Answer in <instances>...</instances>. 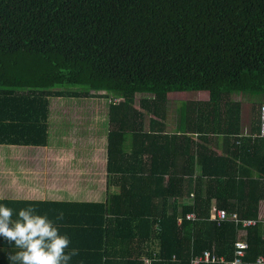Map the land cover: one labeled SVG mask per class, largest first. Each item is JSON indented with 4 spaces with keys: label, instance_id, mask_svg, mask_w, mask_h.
<instances>
[{
    "label": "trees",
    "instance_id": "obj_1",
    "mask_svg": "<svg viewBox=\"0 0 264 264\" xmlns=\"http://www.w3.org/2000/svg\"><path fill=\"white\" fill-rule=\"evenodd\" d=\"M178 92L207 97L185 101L180 120L168 99ZM235 93L264 99V0H0L4 108L37 119L47 98L121 99L108 110L116 192L0 203L13 220L33 206L54 221L68 251L79 250L69 264H189L204 251L231 261L240 239L242 264H256L262 221L209 220L212 206L257 219L264 201L258 112L246 124ZM136 94L150 97L136 108ZM9 251L17 249L0 237V264H10Z\"/></svg>",
    "mask_w": 264,
    "mask_h": 264
},
{
    "label": "rangeland",
    "instance_id": "obj_2",
    "mask_svg": "<svg viewBox=\"0 0 264 264\" xmlns=\"http://www.w3.org/2000/svg\"><path fill=\"white\" fill-rule=\"evenodd\" d=\"M199 95L200 93L197 92H178L170 94L168 96V99L174 105V116L176 115L178 105H183L185 101L189 99L199 100L205 98L202 95ZM254 95L255 94L244 93H235L231 95L232 100L239 101L243 104V119L244 121H246V124L248 123L250 114L259 112L258 108L261 103L264 102L262 96H260L259 94L255 96ZM135 98V106H138L137 101L138 99H140L139 94H137ZM60 99L61 100L58 101L57 106L56 104L55 106L50 105L49 103L45 104L43 107L44 109H46V113H43V111H45L43 110L42 115H39L37 119L31 118L26 113H20V115L17 116V114L14 113L11 109L6 108V104L4 108L3 100H1L0 102V148L3 147L0 150H6L7 148L14 149V147L19 150L18 152H22V150L24 149L28 150L25 155H20L19 159L17 160L16 167L17 169L26 168L29 173L37 176L35 178L29 177L27 175L21 176V181L23 182L21 186L28 187V189L32 190V192L34 193L31 194V197H36L40 191L47 190L46 197L50 199H59L62 197L64 198L65 194L60 191V189L62 188L61 183H64V187L67 188V191L69 192L78 191L85 186V184L82 185V183L75 185V182H72L73 180L64 179L66 175H70V167L68 166L71 164H64L65 160L59 158V153L55 152L58 151L56 149V133H58V126L60 129H64L72 133V129L75 130V126L73 125V123L76 122L78 124L77 132L79 133L80 131H82L86 134L88 133V131H90L91 128L90 125L88 126L89 120L87 119V117L89 113L95 111L98 112V114H96V116L93 118L92 124L94 126H100L99 131H96V135L101 137L102 132L104 131L103 129L105 123L107 122V120H105V117H107L108 114L109 104L106 102L103 103L102 101L104 100L96 98H73L72 100H69L68 98ZM56 100L57 99H53L52 101ZM99 102L100 104L98 106V104L96 103ZM50 107H52L51 114H56L53 119L52 115L50 117L49 112L47 111V109H49ZM172 116L173 113H170V117ZM52 121L58 122L59 124L57 126L53 125ZM66 123L69 124L68 128H63V124ZM101 161H105V158L103 157ZM73 164L74 163H72V165ZM81 166L84 168V170H88L83 165ZM103 167H105L104 164H102V166H100L98 169H102ZM0 175H4V173L0 172ZM105 187L107 188V182L105 184ZM108 188L111 189L113 187L108 184ZM49 192H51V196L50 194L49 196L47 195ZM99 192H102V190ZM100 197L104 198V193L96 195L93 200H96ZM262 212H264V201L260 203L259 207V214L262 215Z\"/></svg>",
    "mask_w": 264,
    "mask_h": 264
},
{
    "label": "crops",
    "instance_id": "obj_3",
    "mask_svg": "<svg viewBox=\"0 0 264 264\" xmlns=\"http://www.w3.org/2000/svg\"><path fill=\"white\" fill-rule=\"evenodd\" d=\"M169 95L170 94H168V96ZM139 96L140 99L144 97H148V98L150 97L149 94H139ZM202 96L207 97L206 93L202 94ZM53 99H57V100L52 101ZM68 99L72 100L73 98H68ZM90 99H94V98H90ZM100 99L104 100L102 101L103 103L106 102L110 105L109 98H100ZM140 99H138L137 103L139 102ZM59 100L61 99L47 98L46 102L54 106L56 104L57 106ZM96 104H98L99 106L100 102ZM135 107L138 108V106ZM51 110L52 107L47 109L50 117L52 115ZM96 114H98V112L92 111L91 113H89L87 119L89 120L88 126L90 125L91 128L90 131H88V133L86 134L83 133L82 131H80L79 133L77 132L78 124L76 122L73 123V125L75 126V130L72 129V133L64 129H60L59 126L57 128L58 133H56V142H57L56 149L58 151L55 152L59 153V158L65 160L64 164H68V165L71 164L68 166L70 167L69 168L70 175H66L64 179L73 180L72 182H75L74 183L75 185L81 183L82 185L85 184L84 188L80 190L76 188L78 191L69 192L67 191V188L64 187V183H61L62 188L60 189V191H62L65 194L64 198L62 197L59 199H50L46 197L47 190L40 191L36 197H31V194L34 193L32 192V190H29L28 187L21 186V184L23 183L21 181V176L27 175L29 177H34V178L37 176L33 175L32 173H29L28 170H26V168L17 169L16 167L17 160L19 159L20 155H25L26 152H28V150L24 149L22 150V152H18L19 150L16 149L15 147L14 149L7 148L6 150H0V172L4 173V175H0V195L6 197V199L4 200L43 201V202L74 200V201L92 202V201H104L108 198V195L110 193L116 192L118 190V187L114 185V181L117 180L118 176H114V174L108 173V157H107L108 137H109L108 114L107 117H105V120H107V122L105 123L103 129L106 132V134L103 131L101 137L96 135V131H99L100 126H94L92 124V120L96 116ZM183 114H184V106L180 104L177 106V116L180 118V120L183 119ZM55 115H52V119L55 117ZM177 116L175 115V119H177ZM52 124L57 126L59 123L52 121ZM68 126H69L68 123L63 124V128H68ZM175 129L176 128H173L171 123L168 122V129L166 130L167 134L178 135ZM212 148L216 152L220 153V149H221L220 143L217 147L213 146ZM103 157L105 158V161H101ZM72 163L74 164L72 165ZM102 164H104L105 167H103L102 169H98L100 166H102ZM81 165L86 167L88 170H84V168ZM106 182H107V188L105 187ZM108 184H110V186H112L113 188L111 189L108 188ZM101 190L102 192H99ZM101 193H104V198L100 197L96 200H93V198L96 195H100ZM49 194L51 196V192H49L47 195L49 196ZM182 202L189 203V199L187 197H183Z\"/></svg>",
    "mask_w": 264,
    "mask_h": 264
},
{
    "label": "clouds",
    "instance_id": "obj_4",
    "mask_svg": "<svg viewBox=\"0 0 264 264\" xmlns=\"http://www.w3.org/2000/svg\"><path fill=\"white\" fill-rule=\"evenodd\" d=\"M120 101V98H112L109 102ZM4 199L6 197L0 195V201ZM13 211L0 203V237L17 249L15 252H8L10 264H69L79 254L76 248L68 251L70 238L59 232L54 221L46 215L38 214L35 207L21 208L16 220L12 218ZM57 220H63L62 212L58 214ZM145 262L147 263V259Z\"/></svg>",
    "mask_w": 264,
    "mask_h": 264
},
{
    "label": "built area",
    "instance_id": "obj_5",
    "mask_svg": "<svg viewBox=\"0 0 264 264\" xmlns=\"http://www.w3.org/2000/svg\"><path fill=\"white\" fill-rule=\"evenodd\" d=\"M260 138H264V102L259 107V135ZM191 196V194L189 195ZM264 212H262V215ZM259 214L257 219L254 218H241L238 213L232 212L229 214L225 209L216 208L214 206L210 209L209 220L215 221L217 225L223 223V221H234L236 225H240L243 228L254 226L257 221L260 220L264 223V216ZM187 219L194 220L196 216L193 212H189L185 215ZM247 244L244 240L240 239L235 243L234 259L228 261L224 258H219L209 251H204L200 255L194 256L190 259L189 264H242V258L245 256ZM256 264H264V257L260 256L256 259Z\"/></svg>",
    "mask_w": 264,
    "mask_h": 264
}]
</instances>
